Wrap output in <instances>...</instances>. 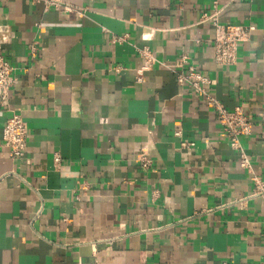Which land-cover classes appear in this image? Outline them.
<instances>
[{
  "label": "crops",
  "instance_id": "crops-1",
  "mask_svg": "<svg viewBox=\"0 0 264 264\" xmlns=\"http://www.w3.org/2000/svg\"><path fill=\"white\" fill-rule=\"evenodd\" d=\"M62 1L83 15L0 0L17 78L0 108V264H264V0ZM206 14L251 27L234 66L216 64ZM143 49L155 62L138 83ZM184 54L253 122L248 168L167 68ZM14 114L29 127L21 159L2 143Z\"/></svg>",
  "mask_w": 264,
  "mask_h": 264
},
{
  "label": "built area",
  "instance_id": "built-area-1",
  "mask_svg": "<svg viewBox=\"0 0 264 264\" xmlns=\"http://www.w3.org/2000/svg\"><path fill=\"white\" fill-rule=\"evenodd\" d=\"M44 5L46 11L55 9L62 14L78 13L73 6L62 0H34ZM204 21L212 20L215 37L213 39V47L215 50L216 64L224 67H232L238 59V50L242 43L248 40L251 34V27L236 24H220L214 15H204ZM35 51V48H33ZM141 57L145 61V66L137 73L136 81L143 83V71L149 70L154 64L155 59L149 49L140 51ZM167 68L174 74L178 86L187 88L192 94L197 95L208 106L212 107L217 121L222 128L223 138L228 145L239 153L240 166L248 168V160L244 155L241 145V138L252 134L253 122L244 114L241 108L228 109L221 104L211 94L210 78L203 75L192 64L189 63L187 55H182L174 65H169ZM120 72V68L114 69ZM17 78L15 76L13 66L0 53V108L8 104L9 95L12 88L16 85ZM29 135V127L26 121L18 114H14L9 118L2 130L3 146L9 150V156L12 159H21L25 155L27 139ZM176 137H180V132L175 133ZM194 146V144L185 145L186 148ZM137 161L143 170H149L153 165V159L150 157L146 149L141 150ZM55 162L59 163V156H56ZM256 186L257 194L264 198V182L258 178H253ZM222 264H238L223 262ZM250 264V263H239Z\"/></svg>",
  "mask_w": 264,
  "mask_h": 264
}]
</instances>
